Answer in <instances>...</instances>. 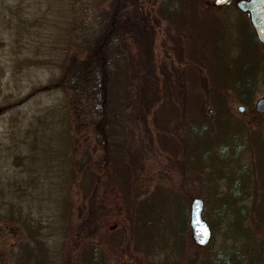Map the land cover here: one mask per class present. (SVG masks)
Instances as JSON below:
<instances>
[{
    "label": "rangeland",
    "instance_id": "1",
    "mask_svg": "<svg viewBox=\"0 0 264 264\" xmlns=\"http://www.w3.org/2000/svg\"><path fill=\"white\" fill-rule=\"evenodd\" d=\"M238 1L129 0L120 20L168 90L108 135L131 153L71 136L61 85L75 25L115 0H0V264H264V46Z\"/></svg>",
    "mask_w": 264,
    "mask_h": 264
},
{
    "label": "trees",
    "instance_id": "2",
    "mask_svg": "<svg viewBox=\"0 0 264 264\" xmlns=\"http://www.w3.org/2000/svg\"><path fill=\"white\" fill-rule=\"evenodd\" d=\"M128 3L129 0H115L110 11L103 15L97 14L98 17L95 15L93 24H76L74 29L77 36L72 43L75 44L77 51L74 55L67 53L63 61L68 77L64 74L66 81L61 85L69 95V103L64 112L72 121L68 122V130L70 133L73 132L71 136L75 137L83 129L91 132L94 134L98 150L104 146L105 139L108 143L112 142L115 147L124 146L120 145L116 138L109 139L108 135L110 132L119 135L124 130L123 126H128L123 117L128 120L127 111L138 113L137 121H147L153 106L155 107L161 98L166 100L168 96V90L160 87L155 81L154 54L151 52L149 55V52H146L142 57L139 49L136 50L134 47L137 41L134 40V31L131 29L136 27L135 23L120 20L126 16L125 13L123 15V11L126 10ZM123 47L128 54L122 56L120 51ZM121 62L125 63L124 75L127 80L123 84ZM252 87L245 86L242 93L246 95L244 91H253ZM83 110L87 112L84 118ZM124 147L132 153L128 145ZM86 164L81 163L76 168L82 177H85L89 170ZM237 258L236 256L235 259ZM219 262L230 264L225 258H219ZM234 262L238 264L239 261Z\"/></svg>",
    "mask_w": 264,
    "mask_h": 264
},
{
    "label": "water",
    "instance_id": "3",
    "mask_svg": "<svg viewBox=\"0 0 264 264\" xmlns=\"http://www.w3.org/2000/svg\"><path fill=\"white\" fill-rule=\"evenodd\" d=\"M236 6L242 13L249 14L257 39L264 45V0H241ZM256 110L259 114H264V100L257 103ZM239 111L243 113L244 108H240ZM203 208L202 199L192 200L190 213L192 239L194 244L200 248L207 247L212 239V231L202 218Z\"/></svg>",
    "mask_w": 264,
    "mask_h": 264
}]
</instances>
